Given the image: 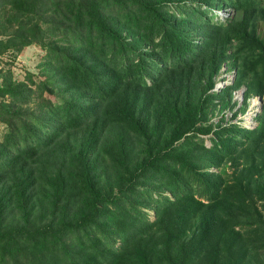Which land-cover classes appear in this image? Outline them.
I'll use <instances>...</instances> for the list:
<instances>
[{
    "label": "trees",
    "instance_id": "trees-1",
    "mask_svg": "<svg viewBox=\"0 0 264 264\" xmlns=\"http://www.w3.org/2000/svg\"><path fill=\"white\" fill-rule=\"evenodd\" d=\"M260 21L264 0H0V56L42 49L0 66V264H264ZM256 95L255 125L225 117Z\"/></svg>",
    "mask_w": 264,
    "mask_h": 264
},
{
    "label": "rangeland",
    "instance_id": "rangeland-1",
    "mask_svg": "<svg viewBox=\"0 0 264 264\" xmlns=\"http://www.w3.org/2000/svg\"><path fill=\"white\" fill-rule=\"evenodd\" d=\"M258 32L264 38V22L260 21L258 23ZM42 53V49L38 45H28L25 46L21 51L17 53L7 52L0 56V66H9L14 71L15 76H22L25 74L26 70L36 71L38 68L39 56ZM8 62V63H7ZM228 79L231 78V71H227L225 75ZM218 81V80H217ZM235 95V94H234ZM235 98L239 100V104L242 101L243 95L236 93ZM251 98V97H250ZM249 98V104L247 105L244 111L238 112L235 117L231 116V111L225 109V117L232 121H237L242 125L253 126L256 124L255 114L258 110L260 101L257 98ZM256 100V102H254ZM221 113L214 115L211 119L216 121L218 120ZM2 127H0V130ZM209 143V140H206ZM212 169L217 170L216 167L212 166ZM149 216L153 215V211H148Z\"/></svg>",
    "mask_w": 264,
    "mask_h": 264
},
{
    "label": "clouds",
    "instance_id": "clouds-1",
    "mask_svg": "<svg viewBox=\"0 0 264 264\" xmlns=\"http://www.w3.org/2000/svg\"><path fill=\"white\" fill-rule=\"evenodd\" d=\"M233 71L234 70H232L231 71V78L230 79H228L225 75H226V72H227V70H226V65H223L222 67H221V74H222V76H223V78L222 79H219L218 81H216V84H215V86H214V88H219L220 86H218L219 85V83H223V85L224 84H227V83H230V82H232L231 81V79H232V76H233ZM225 82V83H224ZM223 85H221V86H223ZM240 89V88H239ZM238 89V90H239ZM238 90L236 91V93L238 92ZM236 93H235V96H236ZM258 95H256L255 97H257ZM258 98V97H257Z\"/></svg>",
    "mask_w": 264,
    "mask_h": 264
},
{
    "label": "water",
    "instance_id": "water-1",
    "mask_svg": "<svg viewBox=\"0 0 264 264\" xmlns=\"http://www.w3.org/2000/svg\"><path fill=\"white\" fill-rule=\"evenodd\" d=\"M234 75H235V70L233 71V76H232L231 81L233 80ZM224 83H225V82H224ZM221 85H223V83H219L218 86H221ZM244 90H245V86L241 87V88L238 90L239 95H243ZM257 97H258V99H259V101H260V104H259V107H258V110H259L260 107H261V104H262V96H261V95H258Z\"/></svg>",
    "mask_w": 264,
    "mask_h": 264
},
{
    "label": "bare ground",
    "instance_id": "bare-ground-1",
    "mask_svg": "<svg viewBox=\"0 0 264 264\" xmlns=\"http://www.w3.org/2000/svg\"><path fill=\"white\" fill-rule=\"evenodd\" d=\"M256 98H257V97H256ZM257 99H258V98H257ZM257 99H255V101H254V102H256V100H257ZM253 100H254V98L252 99V101H253ZM258 100H259V99H258Z\"/></svg>",
    "mask_w": 264,
    "mask_h": 264
}]
</instances>
